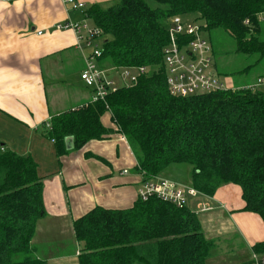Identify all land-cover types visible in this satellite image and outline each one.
I'll return each instance as SVG.
<instances>
[{
    "label": "trees",
    "instance_id": "16d2710c",
    "mask_svg": "<svg viewBox=\"0 0 264 264\" xmlns=\"http://www.w3.org/2000/svg\"><path fill=\"white\" fill-rule=\"evenodd\" d=\"M84 10L106 36L97 63L111 62L119 72L137 73L144 67L145 73L104 100L53 116L51 127L42 131L55 143L57 155L106 139L116 130L128 140L137 159L135 170L144 178L162 176L173 164H188L189 182L197 190L212 197L221 185L235 184L241 188L242 209L264 221V88L240 85L178 96L169 88L163 56L169 42L167 19L192 15L205 33L227 31L236 52L255 57L252 64L260 65L264 0H120ZM107 111L116 129L102 123ZM69 136L72 149L65 143ZM85 156L104 160L91 152ZM37 167L30 155L0 152V264H47L32 242L46 215ZM201 223L191 206L177 207L157 197L137 198L122 209L97 205L73 223L83 244L78 264H207L214 242ZM251 249L264 257V241Z\"/></svg>",
    "mask_w": 264,
    "mask_h": 264
},
{
    "label": "crops",
    "instance_id": "0c3cea01",
    "mask_svg": "<svg viewBox=\"0 0 264 264\" xmlns=\"http://www.w3.org/2000/svg\"><path fill=\"white\" fill-rule=\"evenodd\" d=\"M81 1L85 8L94 3L106 8L114 0ZM66 20L94 26L84 9L69 11L62 0H0V152L30 155L38 165L46 215L38 221L32 242L36 255L47 264H78L83 244L75 237L74 220L97 205L110 209L132 206L142 180L135 170V153L116 130L106 139L90 140L78 151L61 156L42 131L53 116L92 102L93 89L80 78L91 50L83 42L78 44L73 31L55 29L57 23ZM97 64L107 77L116 70L107 61ZM262 73L258 77H264ZM101 120L106 127L116 129L109 111ZM86 152L104 160L88 158ZM125 169L129 171L126 174ZM210 199L218 208L202 213L206 235L209 226L227 225L228 219L243 244L242 250L251 251L255 243L264 241V221L257 213L242 209L239 186H220ZM46 220L53 224L41 232ZM46 234L52 236L47 238ZM66 236L70 239L68 247L64 245Z\"/></svg>",
    "mask_w": 264,
    "mask_h": 264
},
{
    "label": "built area",
    "instance_id": "2783aa9c",
    "mask_svg": "<svg viewBox=\"0 0 264 264\" xmlns=\"http://www.w3.org/2000/svg\"><path fill=\"white\" fill-rule=\"evenodd\" d=\"M69 11L83 10L86 3L81 0H62ZM57 30H71L80 45L82 42L90 48L86 58L85 67L81 71L80 78L93 89L92 102L105 99L108 93L115 91L118 86L109 79L104 71L99 68L97 61L102 55L103 31L97 26H89L86 22L66 20L57 23ZM169 42L164 47L163 56L167 67V82L171 92L178 96L204 94L226 89L213 62L212 42L203 34L202 23L194 17H182L175 15L170 18L168 26ZM42 34V31L38 32ZM145 73L144 67H139L137 73L130 70H122V79H128L129 84L136 83L138 75ZM127 85V84H126ZM264 86V77H258L255 82L241 86V88H259ZM50 128L51 121L43 124ZM128 169L123 173H128ZM139 183L138 198L148 200L157 197L160 200L172 203L177 207L191 206L196 212H207L215 209V205L207 195L197 190L194 186H185L179 182L164 178H144ZM256 264H264V257L253 258Z\"/></svg>",
    "mask_w": 264,
    "mask_h": 264
},
{
    "label": "rangeland",
    "instance_id": "374dc122",
    "mask_svg": "<svg viewBox=\"0 0 264 264\" xmlns=\"http://www.w3.org/2000/svg\"><path fill=\"white\" fill-rule=\"evenodd\" d=\"M119 1L120 0H114L111 1L110 4L113 5L118 3ZM179 16L187 17V15H179ZM189 16L193 17L192 15ZM262 18L263 16L261 15V20H260L261 29L258 33V36L260 37L261 40H264V21H262ZM194 19L196 18L194 17ZM169 23H170V18H168L166 21L167 27L169 26ZM203 35L206 36L213 44L214 67L216 71L219 73V76L221 80L224 82L226 87H236L240 85L244 86L246 84H251L252 82H255V80H257L258 78V75L264 71L262 70L264 69V62H262L260 65H253L252 63L254 62L255 57L236 52L235 41L227 31L223 29H216L212 33L206 32ZM250 65L252 66L250 67L249 71L245 73L242 72L246 67ZM109 66H112L111 62L109 63ZM108 76L109 79L112 78L114 80L115 86L120 87L126 84L129 85L128 79L127 78H125V80L122 79L120 72L118 70H112V73L108 74ZM78 150L79 149L75 150V152ZM190 169L191 166L185 163L173 164L164 171V175L163 174L161 175L164 178L173 180L175 182H179L181 184H184L185 186L190 187L192 186L189 182ZM221 202L222 201H219L218 203L223 205ZM196 213L200 218L202 217V219L205 217L203 216L202 212L199 213L196 212ZM200 214H202V216ZM52 224L53 221L46 220L41 224L40 231L41 232L47 231V229ZM226 224L227 225L220 223L219 225L220 228L219 226L217 227V224L214 225V228L212 226L208 227L209 233L206 236L213 240L214 250L211 251L210 257L207 259V264H235L248 259H252L256 256V254H258L252 249L251 251L250 249L242 250L243 244L235 228L230 224L228 219H226ZM203 227L202 229L203 231H205ZM50 236H52V234L49 236L48 234H46L47 238ZM64 240H65L64 245L68 247L70 243V239L66 236ZM53 252L57 254L56 249H53Z\"/></svg>",
    "mask_w": 264,
    "mask_h": 264
},
{
    "label": "water",
    "instance_id": "95a60500",
    "mask_svg": "<svg viewBox=\"0 0 264 264\" xmlns=\"http://www.w3.org/2000/svg\"><path fill=\"white\" fill-rule=\"evenodd\" d=\"M73 137L72 136H69L65 139V143H66V147L67 149H72L73 148Z\"/></svg>",
    "mask_w": 264,
    "mask_h": 264
}]
</instances>
